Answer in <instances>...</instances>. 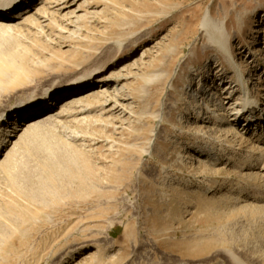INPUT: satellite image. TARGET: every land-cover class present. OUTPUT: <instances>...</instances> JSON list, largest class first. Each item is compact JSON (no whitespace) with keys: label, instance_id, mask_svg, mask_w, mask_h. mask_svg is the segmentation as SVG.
<instances>
[{"label":"rangeland","instance_id":"374dc122","mask_svg":"<svg viewBox=\"0 0 264 264\" xmlns=\"http://www.w3.org/2000/svg\"><path fill=\"white\" fill-rule=\"evenodd\" d=\"M41 2L0 36L13 67L0 74V113L92 70L101 83L90 92L101 93L73 109L79 117L44 122L15 150L5 144L13 153L9 174L0 168V264H264V204L244 198L264 196L245 176L258 170L217 152L254 135L189 105L202 100L200 79L223 102L213 97V109L233 120L237 89L223 97L240 70L264 105V0ZM206 14L225 25L232 64L208 46ZM203 138L216 148L203 158L208 171L178 164ZM228 186L247 193L235 201Z\"/></svg>","mask_w":264,"mask_h":264},{"label":"bare ground","instance_id":"6f19581e","mask_svg":"<svg viewBox=\"0 0 264 264\" xmlns=\"http://www.w3.org/2000/svg\"><path fill=\"white\" fill-rule=\"evenodd\" d=\"M36 1L37 0H0V36L3 34V32L7 33L11 29L13 30V28L18 24L15 20L18 19L19 17L25 15L27 12H29V10L32 8L33 4H35ZM41 3L48 6V5H51V3H53V0H42ZM39 12H40V10H39ZM40 17H42V16H40ZM224 29H225V25L222 22L213 20L209 14L205 15V17L203 19V23H202V30L205 32V34L209 38L208 46L216 47L218 52L223 53L224 57L226 58L225 60L227 61V63L232 64L231 60H230L232 58V52L228 50L227 43H226L228 34L224 31ZM12 30H11V32H12ZM63 31H65V30H63ZM0 53H1V51H0ZM10 58H12V57H10ZM11 60H13V58ZM8 65H9V60H8L7 56L4 55L1 57V55H0V74L1 73L3 74L2 71L5 70L6 67H8ZM9 66H11V65H9ZM236 67L240 68L239 66H236ZM17 68H18V66L16 67V70H18ZM217 68H219V66ZM12 69H13V67H12ZM192 69H194V68L192 67ZM98 72H99L98 70H92L90 72H85V73L81 74L80 76L70 80L69 82H67L62 87L57 88V90L56 89L55 90L54 89H49V90L46 89V90L42 91L40 94L30 95L28 98H25L16 107L9 109L3 113H0V168H1V166H3V169L5 171L4 167H6L8 165V163H10L8 161V160H10L9 154L13 153V152H11L12 150H10V148L8 150L3 149V148H6L5 144H9L11 146V148L13 147V149H14V147L17 145V143L18 144L20 143L19 140H21V139L23 140L24 135L26 136L27 134L29 135V133H33L32 131H35V129L37 130V128L41 127L40 125L43 124L44 122L51 121V120L54 121V119H56L55 122H57L58 118H62V117L72 118V117L78 116L77 112L74 111L75 107H77L78 105L80 106L82 104V102L84 103L83 100H85L86 98H91V96H93L94 94H96L98 96V93H101L100 91H98L94 94L90 92V88L92 86H95L96 84L101 83L100 80H98V78H97L99 75ZM221 78L222 77H220V79ZM229 83L231 85L228 88H226L227 92H229V93H227L226 97H223V99H228L229 98L228 94L230 95L231 92H233L234 88L237 89L236 93H238V97L235 101L237 106H235L234 108L233 107L228 108L229 109L228 111L230 113L232 112V116L235 117L233 120H228L227 118H222L221 116H223L224 114L223 113L221 114L218 109L217 110H214L215 108L213 109V107H215V103L212 100L213 97L215 98L214 99L215 102L217 101L220 104L223 102H220V99H219L220 96L217 95L218 91H216L215 93L212 92V94H211L212 98L209 99V94L207 95V92L205 91L206 88L204 87V84L201 83L200 79L198 81L196 89L199 90V94L202 97V100H201V102L199 100L192 101V102H190L189 105H190V107H194V108L196 107L199 110H204L205 111L204 114H210V117H209L210 121L217 124L216 126L220 127L223 125H228V129L232 130V131L233 130L236 131V128H234L235 126L241 127V130H243L245 133L251 132L252 135H254L253 139H250L251 141L248 139L249 137L248 138L246 137L247 138L246 139L245 137L239 135L238 139H239L240 143L243 144L242 143L243 140L246 139L245 141H247V144L244 143V144H246L245 146L243 144L244 147L240 144L239 145L240 147H238V149H235V148L233 149L232 148L233 145H232L231 141L226 140V142L224 141L225 143L221 145L220 150L217 152H218V154L226 156V158L229 160L234 159L233 165L234 166L237 165L239 170H245L247 168H249L247 170H250V169L256 170L257 169L258 172L252 173L249 175H245V176L248 179H251L254 176L255 180L258 182V186L263 187L262 191H264V179H263L264 176H263V174L259 173V172L263 173V170H264V168L260 166L261 162L264 160V108H263L264 105L261 104V102L259 100H257L256 98H254L250 95V88L248 86V82L245 79L244 72L242 70L236 71L235 77L233 76V78H230ZM198 85H199V88H198ZM209 90L211 91L212 89H209ZM65 95H68V97L62 99V97ZM57 97H59L58 100L61 98L60 103H59L60 104V106H59L60 110L56 114H52L53 111H51V107H52L51 105H53L52 103L55 101V99ZM85 102H87V101H85ZM194 102H196V103H194ZM199 102H200V105L198 104ZM89 104H90V102H89ZM81 106H85V105H81ZM85 107H84V109H86ZM88 107H89V105H88ZM216 108H217V106H216ZM234 112H235V114L233 115ZM5 117H7V118L5 119ZM195 118H198V114H196ZM77 119L78 118H75V120H77ZM79 119L81 120L82 118H79ZM75 120H74V122H76ZM80 120H78L77 122H79ZM201 120H203L202 117L200 118V121ZM10 122H12V124H13L12 128H11V126L10 127L7 126L6 127L7 129L3 127L5 124L9 125ZM18 133H21V134L17 136L16 134H18ZM36 134H37V131H36ZM32 136H33V134H32ZM209 142H210L209 139L205 140L203 138V142L193 143V145L191 146V149H192L191 151H194L195 152L194 154H196L197 156L196 157H195V155L190 156V155H188L189 153L186 154V152L182 151L178 154L177 163L180 164L182 167H186L187 161H189V162L195 161L198 164V166L201 167V169H203L204 171H208L207 166L210 165L211 161L203 160V158H208L210 155L206 150L216 149L214 145H212V144L209 145ZM225 144H226V146H225ZM147 148H148L147 152L150 153L151 149H152L151 142L147 146ZM231 149H233V150H231ZM9 151L11 153H9ZM209 151H211V150H209ZM6 170L8 172V166H7ZM239 170H238V173H239ZM4 173H6V172H4ZM6 174H9V172ZM240 174H241V172H240ZM242 175H244V174H242ZM4 176H6V175H4ZM217 187L220 189L221 188L223 189L224 184L219 183V184H217ZM228 187L229 188L227 191H226V189H224V190L226 191V193L231 192L230 190L235 191V195L233 197H236V195L242 194L243 191L245 193H247L246 190L241 188V187H237L235 189H234V186L233 187L228 186ZM244 188H246V187H244ZM209 189H213V188H209ZM203 191H205V190H203ZM206 191H208V190H206ZM244 192H243V194H244ZM210 194H212L211 196L214 198L217 196L216 198H219L220 201H226V202L228 201L225 199L227 198V195L229 193L226 195L224 193L221 194V192L215 191V188H214L210 192ZM245 196L246 197H244V198H246V199L249 198L252 202H256L255 204L261 203V202H262V204H264V196L260 197V194H257L256 192L255 193L253 192V194L250 193V194L245 195ZM237 197L234 198L235 201L238 200ZM214 198H212V199H214ZM242 203H243V201H242Z\"/></svg>","mask_w":264,"mask_h":264}]
</instances>
